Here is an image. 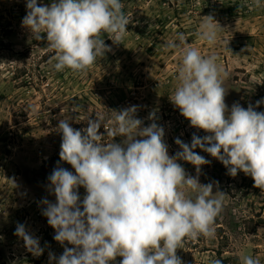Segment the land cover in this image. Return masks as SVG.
<instances>
[{"label":"rangeland","instance_id":"374dc122","mask_svg":"<svg viewBox=\"0 0 264 264\" xmlns=\"http://www.w3.org/2000/svg\"><path fill=\"white\" fill-rule=\"evenodd\" d=\"M55 0H37L50 6ZM129 23L122 43H114L107 33L101 38L109 46L85 72L65 68L56 71L55 51L45 38L35 40L23 26L26 0H0V264H55L64 247L54 239L55 229L42 215V199L55 203L48 177L58 166L74 173L71 165L60 161L61 119L75 129L87 127L89 118L102 117L99 133L102 143H121L112 137L113 110L137 106L136 118L146 127L153 121L164 128L168 153L181 151L177 138L191 144L192 135H208L196 129L174 106L170 96L178 85L179 49L185 44L202 55L215 53L218 63L228 72L223 80L229 110L234 103L245 109L251 104L264 112V0H121ZM211 15L223 28L213 46L201 41L197 32L204 16ZM179 45L166 48L168 42ZM140 139V137H137ZM210 163L201 166L199 182L213 183V193L225 194L223 209L215 222V236L185 239L177 255L183 264H242L251 256L264 264V191L254 180L227 168L209 153L194 149ZM186 173L196 177L191 163L178 160ZM218 182V183H216ZM81 200L84 187L78 189ZM195 197L196 193L187 191ZM18 224L39 239L42 254L34 255L15 235ZM117 256L110 264H120Z\"/></svg>","mask_w":264,"mask_h":264},{"label":"clouds","instance_id":"9594fccd","mask_svg":"<svg viewBox=\"0 0 264 264\" xmlns=\"http://www.w3.org/2000/svg\"><path fill=\"white\" fill-rule=\"evenodd\" d=\"M260 3L255 0L257 7ZM26 8L22 24L35 40L46 34L58 72L65 68L87 71L97 57L111 50L102 34L118 44L128 32L121 0H55L50 6L26 0ZM220 29L213 16H204L197 36L213 46ZM178 39L185 46L179 49L182 63L170 100L192 127L208 135L194 133L191 144L177 138L181 151L170 156L155 112L148 117L153 122L142 127L143 121L136 118L137 106L113 110V127L107 135L124 137L121 143L101 142L102 117L89 118L83 129L61 119L59 157L74 173L58 163L48 177L56 202L42 199V215L55 229L54 239L73 247H64L58 259L50 253L55 264H110L117 256L122 257L120 264H183L177 249L185 239L215 236L214 225L225 196L221 191L213 193V183L199 182L201 166L210 161L195 152L196 148L220 161L232 177L242 171L254 180V187L264 191V112L238 103L229 110L223 87L228 72L218 63V56L202 55L187 44L183 34ZM166 48L179 45L170 41ZM261 104L264 99L256 107ZM178 160L194 165L197 176L188 175ZM81 186L86 190L82 200ZM187 191L196 193L195 197ZM14 234L29 252L42 254L39 239L23 224L17 225ZM211 264L223 262L215 259ZM242 264L260 262L244 256Z\"/></svg>","mask_w":264,"mask_h":264},{"label":"trees","instance_id":"16d2710c","mask_svg":"<svg viewBox=\"0 0 264 264\" xmlns=\"http://www.w3.org/2000/svg\"><path fill=\"white\" fill-rule=\"evenodd\" d=\"M257 189H259V188H257Z\"/></svg>","mask_w":264,"mask_h":264}]
</instances>
